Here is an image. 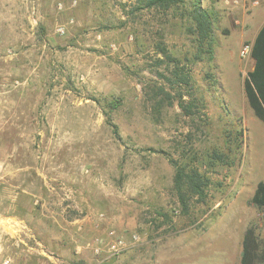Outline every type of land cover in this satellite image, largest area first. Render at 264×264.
<instances>
[{"label": "rangeland", "instance_id": "rangeland-1", "mask_svg": "<svg viewBox=\"0 0 264 264\" xmlns=\"http://www.w3.org/2000/svg\"><path fill=\"white\" fill-rule=\"evenodd\" d=\"M198 1L216 14L212 61L189 29L193 0H0V264H137L165 248L142 264H230L246 227L264 245L251 202L264 122L240 54L264 0ZM176 165L210 179L188 212ZM109 230L139 241L103 260L88 243Z\"/></svg>", "mask_w": 264, "mask_h": 264}, {"label": "trees", "instance_id": "trees-1", "mask_svg": "<svg viewBox=\"0 0 264 264\" xmlns=\"http://www.w3.org/2000/svg\"><path fill=\"white\" fill-rule=\"evenodd\" d=\"M144 7L169 10L183 5L185 0H143ZM190 18L194 26L189 28L194 36L199 52H204L210 61L214 59L215 46V23L216 14L213 9L204 8L198 0H193ZM252 47V58L254 67L244 79V93L249 106L254 114L264 122V24L257 32ZM164 55L174 64L172 73L177 82L189 85L191 78L180 69V61L172 57L164 50ZM199 59L201 56H196ZM194 104L180 101V107L188 114L193 113ZM176 164V163H175ZM210 179L203 176L197 170L186 171L183 167L176 165L175 188L184 212L189 211L190 199L193 196L204 198ZM252 204L257 208H264V180L258 182L251 198ZM242 264H264V245H260L255 228L247 227L242 250Z\"/></svg>", "mask_w": 264, "mask_h": 264}, {"label": "built area", "instance_id": "built-area-1", "mask_svg": "<svg viewBox=\"0 0 264 264\" xmlns=\"http://www.w3.org/2000/svg\"><path fill=\"white\" fill-rule=\"evenodd\" d=\"M252 47V43L244 44L240 52L241 56L251 57ZM138 241L139 236L137 234L126 238L119 236L115 230H109L107 234L94 237L88 243V247L95 255L100 256L103 260H107L124 253L131 247L137 245ZM5 264H8V260L5 261Z\"/></svg>", "mask_w": 264, "mask_h": 264}, {"label": "crops", "instance_id": "crops-1", "mask_svg": "<svg viewBox=\"0 0 264 264\" xmlns=\"http://www.w3.org/2000/svg\"><path fill=\"white\" fill-rule=\"evenodd\" d=\"M253 59V58H252ZM254 67V60H253V66H252V69ZM250 218V217H249ZM246 223H247V220H246ZM247 228V227H246ZM245 234V233H244ZM167 240V239H166ZM171 240V239H169ZM192 241V240H191ZM196 241L198 242V240L196 239ZM166 241H163V242H160L159 244H164ZM168 243V242H167ZM168 249H161L159 253H156V257L153 259V258H149L147 259L146 261L143 260L141 262H138L137 264H142V263H147V262H154V263H158V262H166L167 261V258L169 257L168 255V252H167ZM243 250V248H242ZM199 256V255H198ZM190 257V256H188ZM114 258V257H113ZM112 259V258H111ZM241 259H242V253L241 255L240 254H233L232 258L230 259V264H242L241 263ZM109 261V259H107Z\"/></svg>", "mask_w": 264, "mask_h": 264}]
</instances>
